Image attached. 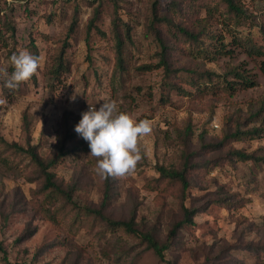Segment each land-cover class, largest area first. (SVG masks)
I'll return each mask as SVG.
<instances>
[{"label": "rangeland", "instance_id": "374dc122", "mask_svg": "<svg viewBox=\"0 0 264 264\" xmlns=\"http://www.w3.org/2000/svg\"><path fill=\"white\" fill-rule=\"evenodd\" d=\"M2 1L13 5L14 10L8 15L11 16L16 32L13 38L8 36L7 47L0 46V65L4 70L12 66L8 55L11 57L21 50L28 51L30 40H33L37 48L40 65L35 74L36 83L29 80L13 92H8L9 96H0V100L4 101L0 103V136L8 143L17 142L24 146L26 135L23 134L21 125L22 113L26 112L31 143L41 145V155H50L55 147V133L64 126L69 127L74 134L72 144H77L82 140L75 132V127L82 118L81 114L89 106H95L99 110L98 104L111 99L112 91L108 82L114 61V40L108 31L110 16L102 15L96 21L97 27L105 35L101 36L92 29L86 44L84 27L92 14V7L87 2L95 7L98 1L30 0L26 8L25 1L1 0L0 4ZM125 1L130 4L125 5L121 1L120 5L125 6L119 11V15L124 20H131V35L136 45L132 49V89L127 91L131 94L130 97H119L120 94L114 93V99L111 100L117 103L120 112L130 115L137 122L150 114L151 118L147 120L151 121L152 132L139 139L142 155L137 164L139 167L130 175L113 177L114 188L107 213L113 219L125 217L132 201L136 199V221L143 219L149 224L157 221L159 238H163L170 223L178 221L181 216L173 195L167 196L161 207L157 192L148 191L150 181L157 177L154 165L168 167L179 162L181 146L175 137L178 131L184 129L187 121L193 129L190 137L191 150L199 147L198 134L201 131H206V137L210 139L219 138L226 116L232 115L233 121L236 119L242 122L246 117L247 106L264 98V77L260 73L256 74V68L253 69L250 75L253 79L256 74L258 86L255 89L236 87L232 98L216 103L214 107L213 100L195 102L178 96L175 91L169 95L167 102L162 103L163 72L157 70L149 73L135 69L140 65L156 62L151 58L155 44L151 36L144 35L142 27L141 11L147 5V0ZM158 1L164 6L168 0ZM241 1L251 11H256L264 3V0ZM75 5L78 6L79 30L71 37L67 49L69 69L63 76L62 84L51 91L43 81L48 55L55 51L58 42L64 38ZM259 39L257 36V42L262 44ZM240 61V58H235V62ZM259 61L257 59L256 64ZM217 63L207 64L206 67L219 73V66L223 62ZM186 64L192 65L190 62ZM247 124L244 129L255 127L259 129V134L243 137L241 142L234 143V147L246 152L254 151L264 157V120ZM213 157H217L215 153ZM54 172L63 185L75 186L73 199L78 205L99 204L103 179L97 175L95 164L89 157L81 156L79 160H73L72 156H68ZM31 176L28 166L15 172L6 171L0 166V264H113L103 256V252L110 250L116 238L121 239L125 248L134 245L120 232L102 233L103 224L92 231L88 227L75 226L70 229V221L63 220L55 225L35 214L31 191H34L36 185L27 181V177ZM188 178L190 187L185 203L187 207L202 208L194 215L193 223L181 230V238L175 249L165 253L170 264H207L215 253L228 244L250 242L264 246L263 163L253 165L250 162H238L231 166L226 161L219 160L208 171L190 172ZM225 197L231 206L211 203L214 199ZM206 202L210 203L206 205ZM26 231H32V234L23 241H18ZM133 250L141 251L131 264H165L152 251L139 248ZM211 264H264V256L256 258L245 251L229 250L226 254H220V261Z\"/></svg>", "mask_w": 264, "mask_h": 264}, {"label": "trees", "instance_id": "16d2710c", "mask_svg": "<svg viewBox=\"0 0 264 264\" xmlns=\"http://www.w3.org/2000/svg\"><path fill=\"white\" fill-rule=\"evenodd\" d=\"M19 1H25L26 8L30 0ZM96 1L98 3L95 7L91 2H87V5L92 7V14L84 27V41L88 43L92 29L101 36L105 35L97 27L96 21L102 15H109L108 31L114 40V61L108 82L112 91L111 99H114L112 97L114 93L120 94L119 97H130L131 94L127 91L132 89L131 71L134 63L132 49L136 45L131 35L133 28L131 20H124L119 15V11L128 2L125 0ZM121 1L126 4L120 5ZM0 6V46L2 48L7 47L8 36L13 38L16 30L11 16L8 15L13 12V5L2 1ZM255 10H249L241 0H168L164 6L158 0H147V5H144L141 11L142 27L144 35H149L153 39L155 49L151 58L156 62L140 65L135 69L149 73L157 70L163 72L162 103L167 102L169 95L175 91L178 96L195 102L203 99L207 102L213 100L214 107L216 103L220 104L232 98L236 87L245 90L255 89L258 86L255 81L256 74L260 73L264 77V3ZM47 18L49 21V17ZM77 22L78 6L75 5L69 17L64 38L58 42L55 51L48 55L43 81L51 91L62 84L63 76L69 69L66 54L71 37L79 30ZM257 36L262 44L257 42ZM29 42L28 52L38 56L33 40ZM8 57L10 59L9 55ZM236 57L241 59L239 63L235 62ZM257 59H260L258 64L255 62ZM187 62L192 65L186 66ZM217 62H223V65L219 66L221 67L219 73L206 67L207 64H218ZM255 68L257 73L252 79L250 73ZM3 70L4 67L0 65V72ZM7 71L11 74L14 69L10 66ZM30 81L36 83V75ZM4 83V77L0 75V96L5 97L9 96L8 92L13 90L6 88ZM103 102L97 105L98 109ZM245 116L242 122L236 119L233 121L232 115L226 116L222 134L217 139H210L206 137V131H201L198 134L199 147L195 150L190 149V137L193 135L190 122H186L183 130L178 132L175 130L177 132L175 140L181 146L179 162L168 167L155 164L154 170L157 177L150 181L148 188L146 187L148 191L157 192L161 207L169 195H173L177 201V211L181 218L170 223L163 238H159L157 221L152 224L143 219L136 221L138 207L136 199L132 201L127 216L119 219L109 216L107 209L114 188L113 177L102 178V198L98 205H78L74 201L75 186L63 185L59 182L54 169L68 156H72L73 160H79L81 156L89 157L95 165L97 159L89 156L88 142L83 138L77 144H72L74 134L69 127H61L55 133L54 149L50 155L43 156L39 152L41 145L31 143L27 113L23 112L21 129L26 135L25 145L22 146L17 142L8 143L0 136V166L11 172L21 171L25 166L29 167L32 176L27 177V181L36 185L34 191H31L35 214L52 224L59 225L63 220H67L71 222L70 229L75 226L88 227L90 231L99 224H103L102 233L120 232L126 235L134 245L125 248L120 242L121 239L116 238L110 250L103 252V256L111 263L131 264L141 251L134 252L133 249L139 248L152 251L161 262L170 264L165 258V253L175 249L181 238V230L184 226L193 223L194 215L202 208L187 207L185 203L187 190L190 187L188 174L208 171L216 166L219 160H224L231 166L238 162L264 164V157L257 155L254 151L246 152L244 149L234 147V143L241 142L243 137L259 134V129L255 127L244 128L248 126L247 122L264 120V98L258 99L253 105L250 103L246 108ZM66 117L67 113L64 114V118ZM149 118L151 115L146 114L143 120ZM214 153L217 157H213ZM138 167L139 165L136 168ZM208 203L210 202H206V205ZM211 203L225 207L231 206L226 197L214 199ZM31 234L32 231H26L18 241H23ZM229 250L245 251L256 258L264 256V246H257L250 242L241 245L228 244L217 254L215 253L207 264L220 261V254H226Z\"/></svg>", "mask_w": 264, "mask_h": 264}, {"label": "clouds", "instance_id": "9594fccd", "mask_svg": "<svg viewBox=\"0 0 264 264\" xmlns=\"http://www.w3.org/2000/svg\"><path fill=\"white\" fill-rule=\"evenodd\" d=\"M10 63L14 71L9 74L4 70L0 75L4 77V86L15 90L37 73L40 58L21 50L11 55ZM3 102L0 100V103ZM81 117L75 132L88 142L89 156L97 159V175L106 179L133 173L142 159L139 139L151 134V121L137 122L130 115L120 112L117 103L112 100L103 102L99 110L89 106Z\"/></svg>", "mask_w": 264, "mask_h": 264}]
</instances>
